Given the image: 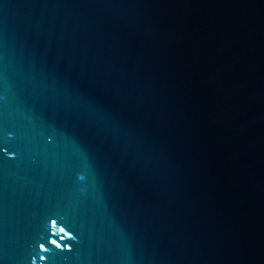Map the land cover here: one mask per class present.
<instances>
[{
	"label": "water",
	"instance_id": "water-1",
	"mask_svg": "<svg viewBox=\"0 0 264 264\" xmlns=\"http://www.w3.org/2000/svg\"><path fill=\"white\" fill-rule=\"evenodd\" d=\"M0 264H264V0H0Z\"/></svg>",
	"mask_w": 264,
	"mask_h": 264
},
{
	"label": "snow or ice",
	"instance_id": "snow-or-ice-1",
	"mask_svg": "<svg viewBox=\"0 0 264 264\" xmlns=\"http://www.w3.org/2000/svg\"><path fill=\"white\" fill-rule=\"evenodd\" d=\"M43 250V249H42ZM41 259H43V257H41Z\"/></svg>",
	"mask_w": 264,
	"mask_h": 264
}]
</instances>
